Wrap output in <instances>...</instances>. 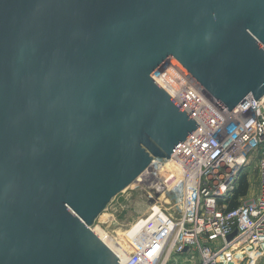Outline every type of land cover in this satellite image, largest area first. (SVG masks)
<instances>
[{
    "label": "water",
    "instance_id": "95a60500",
    "mask_svg": "<svg viewBox=\"0 0 264 264\" xmlns=\"http://www.w3.org/2000/svg\"><path fill=\"white\" fill-rule=\"evenodd\" d=\"M169 57L228 110L262 98L264 0H0V264L120 263L92 225L199 126Z\"/></svg>",
    "mask_w": 264,
    "mask_h": 264
},
{
    "label": "built area",
    "instance_id": "2783aa9c",
    "mask_svg": "<svg viewBox=\"0 0 264 264\" xmlns=\"http://www.w3.org/2000/svg\"><path fill=\"white\" fill-rule=\"evenodd\" d=\"M160 67L153 77L199 126L170 158H154L138 178L167 195L169 207L157 204L134 222L131 251L118 245L128 252L124 261L117 253L119 264H177L180 257L188 264H239L241 250H264V96L228 110L175 58ZM254 170L255 196L245 202L239 196L229 208L240 180L250 183Z\"/></svg>",
    "mask_w": 264,
    "mask_h": 264
},
{
    "label": "rangeland",
    "instance_id": "374dc122",
    "mask_svg": "<svg viewBox=\"0 0 264 264\" xmlns=\"http://www.w3.org/2000/svg\"><path fill=\"white\" fill-rule=\"evenodd\" d=\"M160 66L155 70L156 73L161 71ZM257 179L258 173L254 170L251 174L249 192L247 195L241 197L242 202L249 201L255 196L257 192ZM141 180L144 179L141 177ZM143 183L138 179L134 184L116 195L92 225V229L96 230V232L99 229L105 231L108 237L113 238L117 242V245L119 243L125 244L128 251H131L129 248L131 246L130 237L136 228L135 225L132 227L134 222L143 217L153 206L154 208L159 206L164 208L169 207L167 195L160 196V193H154L151 188ZM97 228L99 229L97 230ZM108 244L114 249L110 243ZM257 250L249 248V254H243L241 250L239 254L235 255V259L237 261L238 258L241 259L239 264H264V250L260 248L259 251ZM187 262L188 260L183 257L176 259L177 264H188Z\"/></svg>",
    "mask_w": 264,
    "mask_h": 264
},
{
    "label": "bare ground",
    "instance_id": "6f19581e",
    "mask_svg": "<svg viewBox=\"0 0 264 264\" xmlns=\"http://www.w3.org/2000/svg\"><path fill=\"white\" fill-rule=\"evenodd\" d=\"M99 228H97V230H98ZM95 232H96V230H94ZM137 231V226H136V228H135V230H134V232L131 234V237H130V240H131V238H132V236L134 235V233ZM103 240H105L106 241V243L108 242V243H110L113 247H114V251L116 252V253H118L119 255H120V257H121V259L124 261L125 259H126V257H127V254H128V252L125 250V249H123V248H120L118 245H117V242L113 239V238H110V237H108V234L106 235V233H105V231H103L102 229H99L98 230V232H96ZM107 243V244H108ZM109 245V244H108ZM130 245H131V242H130ZM110 246V245H109ZM131 247V246H130ZM129 247V248H130Z\"/></svg>",
    "mask_w": 264,
    "mask_h": 264
},
{
    "label": "trees",
    "instance_id": "16d2710c",
    "mask_svg": "<svg viewBox=\"0 0 264 264\" xmlns=\"http://www.w3.org/2000/svg\"><path fill=\"white\" fill-rule=\"evenodd\" d=\"M248 189H249V183H248L246 177H243L240 180V185H239L238 190L236 191V194H235L234 199L229 203V208L236 207L239 204L238 201H237V198L239 196H245V195H247Z\"/></svg>",
    "mask_w": 264,
    "mask_h": 264
}]
</instances>
